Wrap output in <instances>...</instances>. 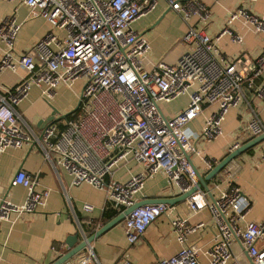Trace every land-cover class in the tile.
Returning <instances> with one entry per match:
<instances>
[{
	"label": "built area",
	"instance_id": "built-area-1",
	"mask_svg": "<svg viewBox=\"0 0 264 264\" xmlns=\"http://www.w3.org/2000/svg\"><path fill=\"white\" fill-rule=\"evenodd\" d=\"M28 7L32 15L45 17L50 29L24 53L13 59L14 42L20 30L13 15L0 21L3 44L0 72H25L12 86H0V155L9 147L21 148L35 140L44 157L61 167L71 177L72 185L87 182L106 191V202L119 212L137 202L145 181L163 173L181 192L197 184V177L187 155L198 154L195 140H212L221 133V122L227 109L238 105L244 88L253 87L264 70V49L255 58L250 74L235 61L224 60L216 47L223 34L235 42L242 37L228 28L210 37L195 26L187 25L181 41L186 50L175 63L158 60L149 69L144 66L151 46L144 33L133 23L152 12L159 0H3ZM187 23L192 15L207 20L209 8L199 0H163ZM254 1V0H248ZM241 18L254 31H264V18L247 8L230 12L227 23ZM81 80L79 110L74 118L50 123L38 138L24 122L16 106L32 88L45 99L54 97L56 88L72 87ZM264 102V85L255 87ZM186 95L187 104L168 115L164 105ZM205 105L215 110L195 133L190 122L198 117ZM252 136L264 132V124L252 116L245 125ZM233 146L232 149L236 148ZM208 169L211 160L203 158ZM264 161V154L260 156ZM133 160L141 170L125 180L114 178L122 162ZM13 183L26 188L21 204L0 201V218L19 216L45 205L50 191L37 188L35 177L18 171ZM212 195V199L210 195ZM190 211L206 209L214 227L209 247L188 242V236L202 231L207 222L194 224L181 218H169L180 243L178 251L158 258L157 264H264V218L248 220L251 202L239 185L227 175L225 187L218 184L208 191L197 189L186 198ZM85 212L94 210L84 203ZM165 203L144 204L124 218L127 242L139 240L146 228L163 214ZM64 244L52 246L62 255ZM69 264H103L87 244ZM205 258V261L203 260ZM118 264H135L124 258Z\"/></svg>",
	"mask_w": 264,
	"mask_h": 264
},
{
	"label": "crops",
	"instance_id": "crops-1",
	"mask_svg": "<svg viewBox=\"0 0 264 264\" xmlns=\"http://www.w3.org/2000/svg\"><path fill=\"white\" fill-rule=\"evenodd\" d=\"M199 1L210 10L207 20H199L196 15H192L186 23L179 13L168 10L167 4L159 0L152 12L133 23V28L144 33L149 43L155 36L149 32V29L159 25H162L161 33H168L169 37L180 35V38L185 34L187 25L195 26L210 37L217 36L223 28H228L240 35L242 41L235 42L230 34H223L217 40L218 52L224 60L235 61L240 69L250 74L255 58L264 49V31H254L250 26L245 25L241 18H235L231 23H227V19L230 12L238 7L247 8L256 16L264 18V0ZM14 7V3L0 0V21L13 15L20 24V30L14 42L13 59L24 53L50 29V23L45 17L32 15L28 7L22 4L17 5L15 10ZM174 22H177V25ZM161 33L160 37H162ZM164 49L165 47H160L157 50L151 46L148 57L144 59L146 69L161 59L168 63H175L186 50V46H183L175 57H170L167 52L164 53ZM2 50L3 44L0 41V57ZM25 74L26 72L20 66L14 72L5 69L0 72V86H12ZM258 85H264V70L255 78L253 87L244 88L242 101L227 109L221 122L222 133L212 140H195L198 154L192 155L191 160L202 175L211 169L207 168L202 157L211 160L214 165L232 150L233 146H240L255 137L245 127L252 116H257L264 124V102L255 92V87ZM78 89L80 92V88ZM79 92H77L78 95ZM78 97L69 96L63 100L60 96H54L49 100L41 96L38 89L32 88L27 96L22 98L16 109L28 125V130L37 136L39 134L36 128L37 122L48 116L51 106L58 110L55 121H61L64 119L61 116L74 108ZM174 102L175 105L172 108L167 106L169 104L163 106L168 115L181 110L187 104L188 97L180 96ZM215 107V105L203 106L202 113L190 122L189 129L195 133L199 132L205 119L215 110ZM262 154H264V140L239 154L207 182L210 188L216 184L219 188H223L226 176L230 174L232 180L239 185L251 202V209L246 218L256 222L264 218V161L260 159ZM18 169L25 170L35 177L37 188H47L50 194L45 205L34 212L19 216L11 215L8 219L0 218V264H51L68 250L64 243L68 235L79 232L76 244L79 243L84 236H89L107 222L102 221L104 209H114L106 202L104 189L87 182L77 186L72 185L70 175L61 167H54L44 157L41 147L35 140L21 148L9 147L0 155V201L6 199L14 204H21L24 201L27 194L26 188L13 183ZM140 170L141 166L129 160L122 162L113 176L125 180L129 174ZM180 193L181 188L172 184L163 173L159 172L145 181L142 191L137 195V201L176 197ZM84 203L92 204L94 210L85 212L82 209ZM169 207L168 215L163 214L154 220L139 240L132 245L126 240L124 219L94 239L91 245L100 262L118 264L127 258L135 264H157L158 258L175 254L181 245L177 241L169 218L176 217L185 219L188 224L198 221L207 222L205 229L188 236V242L197 243L204 250L207 249L214 231L209 212L206 209L190 211L186 200ZM114 210L117 214L120 213ZM58 244L66 246L64 253L60 256L52 250V246ZM82 249L80 251H83ZM80 251L76 254L81 253ZM203 260L205 261V258Z\"/></svg>",
	"mask_w": 264,
	"mask_h": 264
},
{
	"label": "water",
	"instance_id": "water-1",
	"mask_svg": "<svg viewBox=\"0 0 264 264\" xmlns=\"http://www.w3.org/2000/svg\"><path fill=\"white\" fill-rule=\"evenodd\" d=\"M170 8L168 7V10ZM79 107V99L76 102V105L72 110L69 112L63 114L61 117L65 118L67 114H69L72 111H75ZM58 113V110L51 106V112L46 116L45 118L39 120L37 122L36 128L39 131V134L37 135L38 138H41L42 131L53 121L56 120V115ZM264 140V132L253 137L252 139L246 141L245 143L241 144L240 146H237L236 148L230 150L222 159L217 161L211 169L204 175H202L197 168L194 166L190 155H187L192 168L194 169L197 177V184L190 187L188 190L181 192L176 197H166V198H151V199H144L139 200L126 208L124 211L120 212L116 216H114L111 220L104 223L101 227L96 229L92 234L89 236H84L82 240L76 244L77 238L79 236V232H76L75 234L68 235L64 243L66 244L68 250L57 260L52 262L51 264H69L68 260L72 258L77 252H79L83 247H85L87 244H90L94 239L99 237L101 234H103L105 231H107L109 228L113 227L120 221H122L126 215L129 214L131 210H133L136 207H139L144 204H155V203H165L170 206H173L174 204L178 202L185 201L187 197H189L194 191L197 189H204L205 191L209 190L208 181L211 180L215 175H217L220 170H222L231 160L235 159L239 154L246 151L250 147L254 146L258 142ZM21 169H18L20 171ZM210 195V198L212 199V195Z\"/></svg>",
	"mask_w": 264,
	"mask_h": 264
},
{
	"label": "rangeland",
	"instance_id": "rangeland-1",
	"mask_svg": "<svg viewBox=\"0 0 264 264\" xmlns=\"http://www.w3.org/2000/svg\"><path fill=\"white\" fill-rule=\"evenodd\" d=\"M174 23H175V25H177L176 24L177 22H174ZM160 26H162V25H159V27L149 29V32H152V34L155 35L152 38V42H150L151 46H153L157 50H159L160 47H165L164 53L167 52V54L170 57H175L178 54V52H180L181 48L183 46H185V44H183V42L181 41L180 35H178V36L173 35V36L169 37L168 33H165V32L161 33L160 32ZM160 33H161L162 37L159 36ZM80 84H81V80L78 79L74 82L72 87H67V86L58 87V88H56L54 96H60L63 100H66L67 98H69V96H72V97L79 96L77 94V92H79L78 88H80ZM176 99L172 100L170 103H167V104H169L167 106H169V108L174 107V105H175L174 101ZM71 103L73 104V101H71ZM75 105L76 104H74V106Z\"/></svg>",
	"mask_w": 264,
	"mask_h": 264
},
{
	"label": "trees",
	"instance_id": "trees-1",
	"mask_svg": "<svg viewBox=\"0 0 264 264\" xmlns=\"http://www.w3.org/2000/svg\"><path fill=\"white\" fill-rule=\"evenodd\" d=\"M79 108H77L75 111L70 112L67 114L66 118H74L78 113ZM249 150V149H248ZM117 215V212L112 208H106L102 212V221L106 222L112 219L114 216Z\"/></svg>",
	"mask_w": 264,
	"mask_h": 264
}]
</instances>
